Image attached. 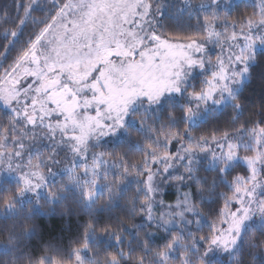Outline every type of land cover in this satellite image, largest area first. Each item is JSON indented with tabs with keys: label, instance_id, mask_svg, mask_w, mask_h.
Instances as JSON below:
<instances>
[{
	"label": "rangeland",
	"instance_id": "1",
	"mask_svg": "<svg viewBox=\"0 0 264 264\" xmlns=\"http://www.w3.org/2000/svg\"><path fill=\"white\" fill-rule=\"evenodd\" d=\"M234 1L238 0H218L215 5L212 0H171L169 3H179L182 10L216 12ZM255 1L258 15L252 20L254 23L261 19L260 12L264 9V0ZM167 5V0H70L58 10L55 21L47 24H52L51 29L45 27L38 36L43 38L36 37L2 78L0 106L16 107L22 119L26 110L28 120L44 125L35 129L24 123L14 126L13 120L12 129L0 141V179L19 183L17 199L21 203L37 201L42 196L55 197L50 185L61 176L83 177L80 180L91 182V185L82 186L91 200L98 190L94 184L107 163L99 146L125 133L131 117L123 127L121 122L128 108L133 107L134 113L147 112L160 103L162 93L164 99L183 97L186 121L191 127L207 113L228 102L241 86L247 74L243 68H248L252 61L249 47L252 41L240 39L241 33L251 36L248 25L233 29L222 38L220 30L216 28L214 31L212 24L203 41L169 39L161 36L157 29L160 13ZM256 30L253 27V32ZM233 33L237 36L235 40L232 39ZM194 41L199 44L198 53ZM262 47L257 42L255 50ZM137 51L138 54L132 56ZM237 56L241 59L237 60ZM218 57L223 62L222 67L217 62ZM189 59L202 63L188 66ZM195 75H199L202 81L199 82L200 91H187L190 79ZM29 77L35 83L28 85ZM210 83L214 85L211 95ZM177 85L182 93L175 91ZM193 93L203 95L197 98ZM145 95L151 97L153 107L149 108L147 101L142 99ZM25 99L29 104L24 103ZM17 100L20 102L13 105ZM57 114L60 118H56ZM105 120L111 122L109 126H103ZM117 130L119 135H112ZM258 132L229 136L234 143L223 151L216 148L212 137L187 136L186 140L176 144L177 148L171 154L167 145L165 151L150 161V170L156 173V187L148 192L149 185L144 183L146 221L149 222L147 217H151V223L166 229L190 228L192 218L198 215L191 205L190 194L178 190L174 200L166 201L163 197L166 183L171 179L181 180L179 177L184 172L192 170L201 161L220 169L230 168L235 161L256 169V179L250 177L244 181L243 176H238L232 182L233 189L240 187L241 207L249 209L248 219L241 222L239 236L241 238L250 227L264 225V212L261 211L264 207V175L256 164L258 157L264 159V152L253 150L260 139ZM52 133L55 139H51ZM63 137L68 139H63L65 147L61 148ZM216 140L223 141L224 136ZM235 141L248 146L239 151V156L247 157V160L235 158ZM69 146L79 148L81 155L87 151L90 158L86 162L78 159ZM17 152L21 153L19 157ZM93 154L95 158H92ZM72 160H76V167H72ZM154 160L157 162L155 166ZM188 161L192 162L191 168ZM166 168L167 172L164 171ZM257 181L255 195H246V190ZM233 198L234 191L228 200ZM170 204L171 208L168 207ZM243 215V212L239 213V216ZM221 220L206 249L205 257L209 259L231 256L240 241L239 238L238 242L232 243L237 231L232 223L222 225ZM229 228L233 229L230 234ZM218 237L226 239V243H220ZM213 240L217 242L213 243ZM87 261L86 248H82L75 254L73 264H88Z\"/></svg>",
	"mask_w": 264,
	"mask_h": 264
},
{
	"label": "trees",
	"instance_id": "2",
	"mask_svg": "<svg viewBox=\"0 0 264 264\" xmlns=\"http://www.w3.org/2000/svg\"><path fill=\"white\" fill-rule=\"evenodd\" d=\"M170 1L157 29L161 36L181 41L205 40V26L212 24L218 26L220 38L226 37L258 15L255 0L234 1L216 12L182 10ZM67 2L0 0V81ZM255 52L232 98L198 124L188 126L183 97L166 98L147 112H135L120 138L99 146L107 163L91 200L82 186L92 183L80 180L83 177L61 176L50 185L55 197L24 203L17 199L19 183L0 179V264H73L82 248L88 264H264V225L245 230L231 256L205 257L221 220L215 210L232 196L234 179L245 175L241 162L235 163L240 167L228 168L231 175L221 176L219 167L201 161L184 172L183 179L166 183V201L174 200L178 190L188 191L199 224L193 217L190 228L166 229L141 219L147 199L144 171L169 142L176 145L187 136H232L241 128L247 130L244 134L259 130L257 122L264 120V47ZM199 82L200 76H193L187 91H200ZM13 120L0 106V141Z\"/></svg>",
	"mask_w": 264,
	"mask_h": 264
},
{
	"label": "snow or ice",
	"instance_id": "3",
	"mask_svg": "<svg viewBox=\"0 0 264 264\" xmlns=\"http://www.w3.org/2000/svg\"><path fill=\"white\" fill-rule=\"evenodd\" d=\"M212 3H213V5H215L218 3V0H212ZM150 8H151V6L149 5V13H150ZM29 11H30V9H29ZM161 15H163L162 11H161ZM260 17H261V19L255 23L250 18L246 19V21H245V23L248 25L249 33H251L250 37L246 33L240 34V39H250L252 41V43L249 45L252 57H255V55H256L255 48L257 46V42L260 45L264 46V9L261 10ZM55 19L56 18L53 17V21H55ZM205 19H206V17H205ZM21 23H23V21H21ZM46 27L48 30H50L52 27V24L50 23ZM217 27L218 26L215 24L212 25V28L214 31ZM253 27H255L257 29L255 32H253ZM205 33H207V26H205ZM216 36H217V42H219V33L218 32L216 33ZM42 38H43L42 36L38 37V39H42ZM208 39H211V36H208ZM232 39L233 40L237 39V36L235 33H233ZM194 43H197L196 52L198 53L200 51L199 44H198V42H195V41H194ZM229 51L231 52V49H229ZM242 51H243V48H242ZM137 54H138V51L133 52L132 56H135ZM236 59L240 60L241 57L237 56ZM229 60H231V55L229 56ZM217 62L222 67L223 62L220 60L219 57L217 58ZM195 63H202V61L193 60V59H189L187 61L188 66H191L192 64H195ZM247 71H248V68L245 66L243 68V72L246 73ZM214 75H216V74H214ZM27 83H28V85H31V84L35 83V80L32 77H29ZM212 90H214V85H212L210 83L209 95H211ZM175 91L177 93H182L183 90L180 89L179 86L177 85L175 88ZM193 95L196 96L197 98H199L200 96L203 95V93H193ZM142 99L147 101V106L149 108L153 107L151 97L145 95L142 97ZM163 99H164V94L162 93L159 97V102H163ZM19 102H20L19 100L13 101V105L18 104ZM24 103L26 105L29 104V100L25 99ZM132 103L134 105L135 101H133ZM237 108H239V105H237ZM5 111H6V113H9L13 116V119L15 122L14 126L19 125L21 123H24L26 127L30 125L33 129H35L38 126L39 127L44 126V125H37L35 120H28L27 119L28 113L26 110L23 113V119L21 117L20 110L17 109L16 107L5 105ZM188 111H190V109ZM133 114H134V108L133 107L128 108V110L124 113V120H123V122H121V127H123L126 124L127 120ZM56 118H60L59 114H57ZM110 123L111 122L109 120H105V121H103V126H105V127L109 126ZM256 127L259 128V132L257 134L259 135L260 139H259V141L256 142V146L253 150L257 151V152H264V120L257 122ZM246 131H247L246 129L241 128L240 134L243 135ZM112 135H119V130H117V132H115V133H112ZM55 138H56L55 134L52 133L51 139H55ZM63 139H68V138L67 137L62 138V142L60 145L61 148L65 147V145L63 143ZM201 139H203V137ZM212 140L215 142L216 148L220 151H223L226 147H230L231 144L234 143V141L228 136L227 133L224 134V140L223 141H217L215 134L213 135ZM235 144H236V149H237L236 153L234 154L235 158L247 160L248 159L247 157H240L239 156V151H240L241 147L247 148L248 146L247 145H241L239 141H235ZM69 147L71 148L72 151L75 152L78 159L86 162L90 158V154L87 151H84L83 154L81 155V150L79 148H72L71 146H69ZM168 147L170 149L169 154H171L172 151L176 150V148H177V146L172 142H169ZM20 155H21V153H19V152L16 153L17 157H19ZM213 156L215 157V153H213ZM92 158H95L94 154L92 155ZM181 159H183V157H181ZM229 159H232V157L229 156ZM52 162L58 163V161H55V160H53ZM152 163L155 166V164L157 162L154 160V161H152ZM191 163H192L191 161H188L189 168H191ZM71 164H72V167H76L77 166L76 160H72ZM256 164L259 165L260 170H261V174L264 175V159L258 157L256 159ZM233 165H234V167H240V165L235 164V161H233ZM157 171H159V169H157ZM164 171L167 172L168 169L166 168ZM217 171H218V174L221 176L231 175V173L229 172V169L227 167L218 169ZM243 171L245 173V175L242 177V179L244 181H248L250 177L253 179H256V176H255L256 169L253 168L252 166L245 165L243 167ZM144 175H145L146 179L143 180L142 183L148 184L149 186L146 189V191L151 192L152 189L154 187H156V173H152L151 170L145 169ZM179 178L183 179V177H179ZM214 184H215V181H213V186H214ZM257 185H258V181H257V184H253L252 188L247 189L245 194L254 196L255 195L254 190L257 187ZM233 191H234V198L231 200H223L220 207H218L215 210V213L218 216L224 217L221 220L222 225H228L229 223H232L234 225L235 230L237 231V235L232 237V243L235 244L236 242H238V240L240 238L239 233L242 231L241 222L248 219L247 212L249 209L241 207V205L243 204V201L239 198L240 187L235 186ZM254 202L259 204V201H254ZM168 207L171 208L172 205L170 204V205H168ZM229 209H230V211H229ZM261 211L264 212V207H261ZM240 212H243L244 215L239 216ZM141 219H145V217H141ZM147 219H148L149 223H151V217H147ZM191 222L192 221L189 220V223H191ZM196 223L199 224V217L196 218ZM221 231L224 232L225 229L222 227ZM227 231L230 234L233 231V229L229 228V229H227ZM217 239H219L220 243H226V239H220L219 237ZM117 242H119V240ZM212 242L216 243L217 240H213ZM170 247H171V245H170Z\"/></svg>",
	"mask_w": 264,
	"mask_h": 264
}]
</instances>
